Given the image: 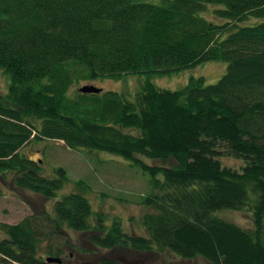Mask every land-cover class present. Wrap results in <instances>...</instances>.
<instances>
[{"label":"trees","instance_id":"obj_1","mask_svg":"<svg viewBox=\"0 0 264 264\" xmlns=\"http://www.w3.org/2000/svg\"><path fill=\"white\" fill-rule=\"evenodd\" d=\"M210 7L213 20L204 16ZM214 61L228 65L213 85L191 78L171 91L148 79L134 100L68 96L78 76L164 77ZM0 70L10 78L0 95V180L10 175L19 190L57 198L67 171L50 175L22 154L31 141L53 140L122 157L151 184L140 201L143 235L95 212L91 188L78 181L53 214L0 224V264H57L39 255L40 244L60 258L53 244L69 246L68 230L91 233L89 241L107 250L264 264V0H0ZM222 158L243 167L223 166ZM156 160L173 164L147 163ZM225 211L249 213L253 227L226 220Z\"/></svg>","mask_w":264,"mask_h":264},{"label":"rangeland","instance_id":"obj_2","mask_svg":"<svg viewBox=\"0 0 264 264\" xmlns=\"http://www.w3.org/2000/svg\"><path fill=\"white\" fill-rule=\"evenodd\" d=\"M213 8L210 7L204 12V16L211 20L214 19ZM201 16L207 19L202 14ZM227 65V62L223 61L208 62L180 73L152 78L146 73L124 76L120 80H86L78 76L74 78L68 96L74 98L82 87L95 86L102 89V93L116 92L128 100H134L148 79L156 86L171 91L182 89L191 78L203 77L206 85H213L226 73ZM9 84V76L0 70V95L7 94ZM22 154L38 161L50 175L53 174L54 168H64L70 181L58 192L57 198L47 199L39 194L17 189L10 175L7 180H0V224L16 225L41 210H48L53 214L55 203L67 194L78 192L75 184L83 181L91 188L86 197L95 212L106 214L109 220L118 219L125 231L131 235L145 233L141 219L146 209L141 206L140 201L151 191L150 176L133 166L131 162L110 153L73 150L53 140L31 141L24 147ZM221 162L223 166L237 170L243 167V162L236 159L222 158ZM147 163L170 167L173 161L156 160ZM221 216L243 228L253 227V220L247 212L225 211ZM1 232L0 230V238L3 239L4 235ZM64 235L69 246H65L64 240L53 244V248H61L64 252L60 257L62 264H99L105 257L116 258L127 264H207L201 258L184 261L177 257H169L167 254L139 255L124 248L113 250L98 248L89 241L91 233L68 230ZM49 245L46 242L40 244L41 257H51L47 255Z\"/></svg>","mask_w":264,"mask_h":264},{"label":"water","instance_id":"obj_3","mask_svg":"<svg viewBox=\"0 0 264 264\" xmlns=\"http://www.w3.org/2000/svg\"><path fill=\"white\" fill-rule=\"evenodd\" d=\"M79 91L83 94H100L102 89L95 86H84ZM47 262L61 264L62 260L58 258H47Z\"/></svg>","mask_w":264,"mask_h":264}]
</instances>
